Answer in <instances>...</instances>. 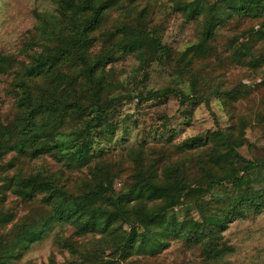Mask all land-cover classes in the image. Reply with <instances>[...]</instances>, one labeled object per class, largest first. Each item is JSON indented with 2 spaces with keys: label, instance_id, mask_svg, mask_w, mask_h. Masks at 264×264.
Instances as JSON below:
<instances>
[{
  "label": "rangeland",
  "instance_id": "rangeland-1",
  "mask_svg": "<svg viewBox=\"0 0 264 264\" xmlns=\"http://www.w3.org/2000/svg\"><path fill=\"white\" fill-rule=\"evenodd\" d=\"M71 1L78 3L80 0H0V56L5 58L4 72L0 73V129L17 124L20 110L14 93L20 91L17 87L20 79H34L39 86H45L50 80L49 77H33L38 71L30 67L33 62L31 57L43 53L42 46L37 43L41 39L42 43L47 41L49 36L43 38L46 30L52 32L60 26L66 33H72V23L62 15L71 13ZM221 1L205 0L204 6L211 8ZM133 2L129 4L127 12L114 8L107 12L103 26L95 33L98 39L95 51L101 52L106 40L107 44L115 41L102 35L106 36L111 29L124 24L144 32L149 39L157 40L171 55L167 58L161 56V52L148 50L143 61L137 53L122 55L121 60L105 68L112 87L103 99L108 104L113 102L106 113L93 114L75 130L67 132L62 139L61 150L54 154L32 160L29 156L22 157L13 152L3 159L0 197L4 195L6 200L0 210L2 207L10 211L13 220L0 225V235H8L9 240L15 241L21 235L22 226H34L39 232H44L42 240L22 248L21 256L9 264H48L51 258L55 259L56 264H78L88 254L99 250L105 253L102 257L104 261L117 262L120 258L106 243L108 238L105 236H80L71 224L54 221L51 207L43 200V195L31 202H24L12 191H6V178H12L19 171L29 173L44 169L52 174L63 172L64 176L57 177L62 183L68 182V190L76 194L92 182L83 178L89 173L87 165L95 168L105 160L120 161L125 153L144 148L152 149L153 157L159 159V174L164 173L167 166L179 164L187 176L192 177L196 173L201 176L203 169L212 166L208 157L214 161L219 155L227 153L224 147L211 149V139L218 132L232 133L241 143L238 152L246 160L264 161V67L261 70L254 67H224L223 63L217 68V73L222 77L219 80L225 82V89L239 88L238 94L242 93L235 101L221 99L213 95L210 89L196 95L192 84L194 72H189L173 57L201 43L203 14L190 20L187 12L177 10V0ZM216 17L222 25L218 28L216 45L225 55L223 49L230 39L237 36L238 45L247 44L251 38L242 32L256 34L263 29L260 24L248 27L250 20L239 26L237 22L241 20L223 4L218 8ZM120 37L121 34L115 39L119 40ZM255 53L264 55L263 44L255 48ZM257 55L251 56L249 62L258 58ZM216 60L215 55L211 56L212 64ZM240 118L245 119L247 125L239 124ZM197 138L208 141L204 148H182ZM81 147H85L84 150ZM164 158L167 161L161 163ZM227 167L221 168L224 171ZM128 174L129 171L116 182L117 193L127 192ZM88 178H91L90 175ZM251 182L254 188H261L264 185V169L263 173L256 171L251 176ZM237 197L232 182H224L215 190L206 192L204 201L211 206L225 200L237 204ZM185 209L200 220L198 209L193 204ZM223 242L231 250L207 264H264V210L231 222L223 233ZM201 248L186 245L182 240H172L170 247L156 258L137 255L132 259H138L139 264H206Z\"/></svg>",
  "mask_w": 264,
  "mask_h": 264
},
{
  "label": "trees",
  "instance_id": "trees-1",
  "mask_svg": "<svg viewBox=\"0 0 264 264\" xmlns=\"http://www.w3.org/2000/svg\"><path fill=\"white\" fill-rule=\"evenodd\" d=\"M177 2V10L187 12L190 20L203 14L204 28L201 43L173 58L189 72H194L192 84L196 95L202 90L210 89L213 95L221 99L235 101L242 93L239 91L238 94L239 88L225 89V82L219 80L222 77L217 73V68L224 63V67L263 69L264 55L258 56L255 48L259 44L264 46V0H223L211 8L204 6L205 0ZM129 4H134L133 0L71 1V13L62 15L67 22L72 23V33H66L60 26L52 32L46 30L43 38L49 36L47 41L42 43L41 39L37 43L42 46L43 53H36L31 57L33 62L30 67L38 71L34 78L41 76L49 77L50 80L45 86H39L33 78L32 81L20 79L17 84L20 91H15L14 94L20 114L15 126L0 129V171L4 168L1 165L3 159L13 152L37 160L60 151L62 139L67 132L75 130L93 114L106 113L113 103L111 101L108 104L103 99L107 90L112 87L110 77L105 72L108 64L121 60L122 55L134 53L139 54L143 61L148 50L170 57L171 53L160 42L149 39L144 32H138L124 24L111 29L106 36L102 35L106 39L114 38L115 41L107 44L106 40L101 52L95 51L98 43L95 33L103 26L107 12L113 8L127 12ZM221 4L237 15L241 20L237 22L239 26L250 20L251 25L248 27L260 24L261 29L263 28L256 34L241 31L251 38L250 43L238 45L237 36L230 39L223 49L226 55L216 45L218 28L222 26L216 14ZM119 34L122 37L116 40ZM213 55L217 57L215 64L211 63ZM256 55L258 58L249 62V58ZM4 61L5 58L0 56V73L4 72ZM241 123L247 125L243 118L239 119V124ZM90 127L88 124V128ZM195 140L187 142L182 148H204L208 142L199 138ZM211 141V149L224 147L227 153L219 155L214 161L208 157L212 166L210 169H203L201 176L197 173L192 177L187 176L179 164L167 166L164 173L159 174L160 161L153 157V150L138 148L125 153L120 161L105 160L95 168L87 165L89 173L83 178L86 181L91 179L92 182L87 183L76 194L68 190V182L62 183L60 177H57L64 176L63 172L52 174L44 169L29 173L19 171L12 178H6L8 184L4 189L12 191L24 202H31L43 195V200L51 207L54 221L71 224L80 236H105L108 238L106 243L120 257L117 262L104 261L102 257L105 253L99 250L88 254L78 264H139L138 259L132 258L137 255L156 258L170 247L172 240H182L190 246H201L207 264L220 259L231 250L223 242V233L231 222L244 218L249 213L264 210V185L254 188L251 182V176L256 171L263 173L264 161H249L242 157L237 150L241 143L232 133L218 132ZM84 148L81 147L82 150ZM163 161L167 160L164 158L161 163ZM224 166L228 167L223 171ZM127 171L128 190L117 193L116 182ZM207 172L209 173L206 174ZM218 173L222 174L217 176ZM89 175L91 178H88ZM224 182H232L238 203L225 200L211 206L205 202V193L215 190ZM5 200L4 195L0 197V206ZM192 204L198 209L200 220L185 209ZM2 207L0 225L13 220L10 211H5ZM20 233L15 241L9 240L8 235H0V264H9L19 258L22 248L39 242L44 235V232H39L34 226H22ZM48 264H56L55 259L51 258Z\"/></svg>",
  "mask_w": 264,
  "mask_h": 264
}]
</instances>
